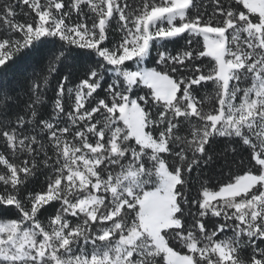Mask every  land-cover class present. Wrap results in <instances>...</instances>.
I'll return each mask as SVG.
<instances>
[{
  "label": "snow or ice",
  "instance_id": "6c2138e0",
  "mask_svg": "<svg viewBox=\"0 0 264 264\" xmlns=\"http://www.w3.org/2000/svg\"><path fill=\"white\" fill-rule=\"evenodd\" d=\"M0 264H264V0H0Z\"/></svg>",
  "mask_w": 264,
  "mask_h": 264
}]
</instances>
